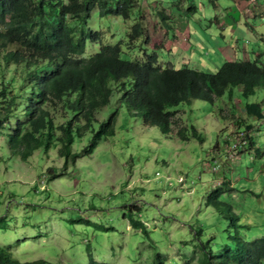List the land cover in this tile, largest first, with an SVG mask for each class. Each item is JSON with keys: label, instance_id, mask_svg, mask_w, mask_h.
<instances>
[{"label": "rangeland", "instance_id": "1", "mask_svg": "<svg viewBox=\"0 0 264 264\" xmlns=\"http://www.w3.org/2000/svg\"><path fill=\"white\" fill-rule=\"evenodd\" d=\"M262 1L137 0L128 19L100 16L95 5L89 16L67 20L77 37L87 30L100 33L86 40L78 57L121 42L124 58L142 60L146 52L156 51L161 66L215 72L227 51H219V45L225 47L219 26L238 19L234 8L224 19L233 6L244 26L254 18L251 34L258 43L253 47L261 49L254 55L264 64ZM143 15L145 34L131 40L129 33ZM16 72L21 69L0 60V82L11 81ZM112 84L110 102L75 138L72 151L79 155L66 170L57 153L60 143L48 151L39 148L24 160L9 150L7 135L0 130V245L22 262L42 259L41 264H88L89 251L110 264H156L160 259L165 264H200L202 242L211 241L215 252L231 242L225 208L208 203L217 189L219 200L231 204L241 223L250 219L245 239L264 237V102L260 119L245 110L247 103L264 99L263 87L244 96L233 86L214 102L192 98L170 105L175 123L165 135L130 112L121 99V83ZM50 110L57 126L73 119L61 102ZM114 112L115 134L85 153L92 133ZM192 126L204 135L203 142L179 136L180 128ZM132 219L142 221L144 231L133 227Z\"/></svg>", "mask_w": 264, "mask_h": 264}, {"label": "trees", "instance_id": "2", "mask_svg": "<svg viewBox=\"0 0 264 264\" xmlns=\"http://www.w3.org/2000/svg\"><path fill=\"white\" fill-rule=\"evenodd\" d=\"M95 5L100 16L128 19L137 0H0V60L21 69V74L16 72L11 81L0 82V130L7 135L9 150L22 159L26 160L39 148L48 151L60 143L57 153L64 158L63 170L74 164L79 155L72 151L74 140L91 127L96 113L110 102L114 92L112 82L121 83V99L128 110L139 115L145 125L158 126L165 135L175 123L174 113L168 110L170 105L192 98L214 102L233 86L239 87L244 96L254 93L258 86L264 91L261 66L264 64L256 59H224L217 71L208 72L187 65L161 66L156 51L146 52L142 60L124 58L121 42L104 45L89 57H78L86 50V40H95L100 33L87 30L77 37L67 17L81 20L89 16ZM157 13L167 20L162 11ZM142 18L129 33L131 40L145 34L144 15ZM59 102L73 114V119L57 126L50 108ZM263 102L264 99L247 103L246 112L260 119ZM117 115L114 112L99 124L88 146L83 148L85 153L115 134ZM80 120L84 122L77 124ZM178 134L183 139L205 140L193 126L180 128ZM219 194L220 189L213 191L208 203L217 209L225 208L231 242L219 252L214 251L211 241L202 242L200 264H262L264 237L247 241L240 216L230 203L219 200ZM131 224L144 231L142 221L132 219ZM201 232L199 229L197 234ZM88 257V264H110L97 261L90 251ZM42 261L22 262L10 249L0 245V264H41ZM156 264L165 263L160 259Z\"/></svg>", "mask_w": 264, "mask_h": 264}, {"label": "crops", "instance_id": "3", "mask_svg": "<svg viewBox=\"0 0 264 264\" xmlns=\"http://www.w3.org/2000/svg\"><path fill=\"white\" fill-rule=\"evenodd\" d=\"M258 0H255V2L257 3ZM261 5H264V0L262 1ZM236 9L238 11L237 13V20L232 19V21L230 23H226L223 22L224 25L219 26V28L221 29L220 34H222L223 36V40L222 42H224L225 47L220 46L219 51H222L223 49H226L227 51L225 53H221V56L223 59H232V58H241V59H256L254 52L255 51H259L260 52V47H258L257 49L253 47L254 44L258 43V41L255 39H253V35L251 34L252 32H255V25H252L250 21H254V18L251 16L248 19V25L244 26L243 24L240 23L239 21V10L237 9V7H232L231 9H229L226 12V16L225 17H229V13L232 12V9ZM258 8H253V11L255 13L256 10ZM193 11H195V9H193ZM219 22V21H218ZM217 22V23H218ZM227 25V26H225ZM232 26H235V28H232ZM203 41V40H201ZM245 43V47L243 48V52H241L240 54L236 53V50H238V48L243 45ZM250 44H252L251 46H249ZM203 47V46H202ZM254 118V117H253ZM262 211V210H261ZM263 212V211H262ZM243 218L240 217V222H242ZM250 219L249 218H245V222L242 223L243 225H249L248 221ZM245 228V227H244ZM244 234V233H243ZM262 263H264V260L262 261Z\"/></svg>", "mask_w": 264, "mask_h": 264}, {"label": "clouds", "instance_id": "4", "mask_svg": "<svg viewBox=\"0 0 264 264\" xmlns=\"http://www.w3.org/2000/svg\"><path fill=\"white\" fill-rule=\"evenodd\" d=\"M243 231H244V229H243Z\"/></svg>", "mask_w": 264, "mask_h": 264}]
</instances>
